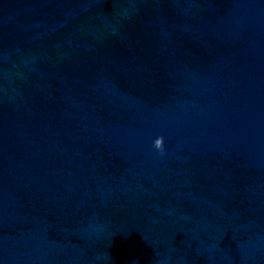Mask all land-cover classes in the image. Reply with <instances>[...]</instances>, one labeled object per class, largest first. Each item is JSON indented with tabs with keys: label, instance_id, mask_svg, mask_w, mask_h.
<instances>
[{
	"label": "water",
	"instance_id": "obj_1",
	"mask_svg": "<svg viewBox=\"0 0 264 264\" xmlns=\"http://www.w3.org/2000/svg\"><path fill=\"white\" fill-rule=\"evenodd\" d=\"M0 264H264V0H0Z\"/></svg>",
	"mask_w": 264,
	"mask_h": 264
},
{
	"label": "clouds",
	"instance_id": "obj_2",
	"mask_svg": "<svg viewBox=\"0 0 264 264\" xmlns=\"http://www.w3.org/2000/svg\"><path fill=\"white\" fill-rule=\"evenodd\" d=\"M153 147L158 151L160 156H164L166 154L164 148V138L162 136L157 137L153 141Z\"/></svg>",
	"mask_w": 264,
	"mask_h": 264
}]
</instances>
